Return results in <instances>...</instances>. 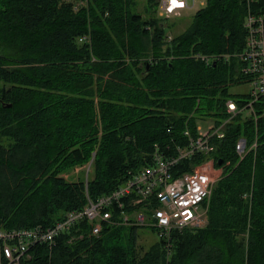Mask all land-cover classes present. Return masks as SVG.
I'll return each mask as SVG.
<instances>
[{"label":"trees","instance_id":"trees-1","mask_svg":"<svg viewBox=\"0 0 264 264\" xmlns=\"http://www.w3.org/2000/svg\"><path fill=\"white\" fill-rule=\"evenodd\" d=\"M140 1L0 0V229L56 224L152 167L155 154L186 150L193 115L224 116L241 79L244 21L264 13V0H206L178 35L157 16L158 0L142 11ZM261 121L256 153L236 151L254 134L239 116L214 153L173 168L176 177L213 159L223 171L205 227L146 248L145 226L106 225L90 237L84 221V237L63 232L41 264H264ZM91 160L87 179L64 177Z\"/></svg>","mask_w":264,"mask_h":264},{"label":"built area","instance_id":"built-area-1","mask_svg":"<svg viewBox=\"0 0 264 264\" xmlns=\"http://www.w3.org/2000/svg\"><path fill=\"white\" fill-rule=\"evenodd\" d=\"M196 5L202 8L206 5V0H158V16L168 19ZM244 28L245 46L240 54L242 67L238 75H241L240 82L250 86L248 93L227 99L224 116H206L197 120L196 135L186 130L185 134L189 138L186 150L178 148L177 155L173 157L157 153L152 167L132 175L111 195L97 200L88 197L81 211L87 216L93 236L100 235L104 221L110 217L108 208L111 202L120 203L122 200H127L134 210L123 216L122 224L154 228L167 246L171 245L173 232L202 228L208 224L207 212L215 179L209 172L202 171L201 167L174 177L173 168L183 158L195 153H214L219 142L226 138L229 124L239 116L242 123L254 122V134L251 142L245 136H240L236 151L241 159L247 153H256L262 136L258 131L259 122L264 120V13L249 12ZM229 58L227 55L226 59ZM209 117H213V120L208 128L199 126L200 122L208 121ZM208 160L207 163L214 161ZM77 218L76 212H67L63 224L57 223L54 230H49L41 237L35 236L30 230H0V264H20L22 256H30L28 252L36 244L51 246L56 234L70 231L76 226Z\"/></svg>","mask_w":264,"mask_h":264},{"label":"rangeland","instance_id":"rangeland-1","mask_svg":"<svg viewBox=\"0 0 264 264\" xmlns=\"http://www.w3.org/2000/svg\"><path fill=\"white\" fill-rule=\"evenodd\" d=\"M145 0L140 1V11H142L144 7ZM193 6V5H191ZM201 9L200 5H196L194 8L182 10L181 12L176 13L173 16L168 17L169 27H168V33L171 35H178L181 32H183L191 23L194 15L196 12ZM157 16H158V6H157ZM159 17V16H158ZM160 18V17H159ZM164 18V17H163ZM250 89V86L244 82L235 83L229 86V94L232 98H235V95H246ZM195 119L202 120V118H205L206 116L202 115H193ZM211 119V120H210ZM210 120V121H209ZM213 117H209L208 121H202L199 123V126H202L204 129L208 128L210 126V122H212ZM92 160L88 164L84 165H76L72 170L66 171L63 173L64 177L71 182L79 181L81 178L87 179L91 170H89L90 164H92ZM209 160L205 161L204 163L194 167L193 169H197V167H201L202 171L208 172L209 169L212 167L217 172H220V170H217L214 168L213 164L207 163ZM213 176V175H212ZM222 176V175H221ZM215 179L214 185L219 179ZM207 217H209V210L207 212ZM140 234V243L143 244L146 248L151 246L153 243H155L158 240V234L154 232L151 228L145 227L139 230Z\"/></svg>","mask_w":264,"mask_h":264},{"label":"bare ground","instance_id":"bare-ground-1","mask_svg":"<svg viewBox=\"0 0 264 264\" xmlns=\"http://www.w3.org/2000/svg\"><path fill=\"white\" fill-rule=\"evenodd\" d=\"M241 53L237 54V57L239 58L240 62H242V59L240 57ZM241 67H242V63H241L240 68ZM242 77H243V75H242ZM111 194H109V195H111ZM109 195H106V196H109ZM110 205L111 206L108 208L110 217L106 221H104L103 227L106 226V225L122 224L123 216L125 214L131 213L128 209L129 208L131 209L132 207L130 206V204H129V202L127 200H122L120 203L111 202ZM114 208L116 209V211L113 210ZM71 211L76 212L78 214V218H77V220L75 222V224H76L75 232L73 234H71V236L68 239V241L72 242L71 240L82 239L84 237L85 232L84 231H80V228L78 226L79 224H81L84 221L87 222L88 228H89V229L88 228L86 229L87 230V235H89L90 237H94L92 232H91V227L89 225V222L86 219L87 216L81 211V209L71 210ZM57 223L63 224V220H61V221H59ZM56 224H54L52 226H46V225L39 224V225L30 227V228L0 229V230H4V231H8V230H10V231H12V230H17V231L30 230V231H32L34 233L35 236L41 237L44 233L48 232L49 230H51V231L54 230V227L56 226ZM61 235H62V233H58V234H56L53 237V241H52V245L51 246H49L48 244H36V245H34L32 247V249L28 252V254H30V256H25V254H24L22 256L21 260L19 261V263L20 264H33V261L38 259L39 263L41 264V262L46 259L45 257H46L47 254H50V255L52 254V251H53L54 247L58 244V242H59V240L61 238ZM42 249H45L46 252H44L41 255ZM33 250H34L35 253H33Z\"/></svg>","mask_w":264,"mask_h":264},{"label":"crops","instance_id":"crops-1","mask_svg":"<svg viewBox=\"0 0 264 264\" xmlns=\"http://www.w3.org/2000/svg\"><path fill=\"white\" fill-rule=\"evenodd\" d=\"M211 164H213V166H214V168H216L215 167V162L213 161ZM217 170H220V172H217L215 169H213L212 167L209 169V173L211 174V175H213L216 179H219L220 177H221V175H222V173H223V171L221 170V169H219V168H216Z\"/></svg>","mask_w":264,"mask_h":264},{"label":"water","instance_id":"water-1","mask_svg":"<svg viewBox=\"0 0 264 264\" xmlns=\"http://www.w3.org/2000/svg\"><path fill=\"white\" fill-rule=\"evenodd\" d=\"M164 24H167V21L165 20ZM219 163H221V161H219Z\"/></svg>","mask_w":264,"mask_h":264}]
</instances>
